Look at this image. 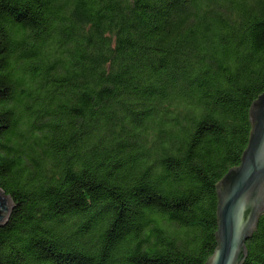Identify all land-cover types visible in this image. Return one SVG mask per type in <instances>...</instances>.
Segmentation results:
<instances>
[{
	"label": "trees",
	"instance_id": "trees-1",
	"mask_svg": "<svg viewBox=\"0 0 264 264\" xmlns=\"http://www.w3.org/2000/svg\"><path fill=\"white\" fill-rule=\"evenodd\" d=\"M263 92L264 0H0V264H205Z\"/></svg>",
	"mask_w": 264,
	"mask_h": 264
},
{
	"label": "water",
	"instance_id": "water-1",
	"mask_svg": "<svg viewBox=\"0 0 264 264\" xmlns=\"http://www.w3.org/2000/svg\"><path fill=\"white\" fill-rule=\"evenodd\" d=\"M250 133L239 166L215 185L216 248L205 264H243L246 241L264 214V92L248 112ZM12 201L0 189V227L11 213Z\"/></svg>",
	"mask_w": 264,
	"mask_h": 264
}]
</instances>
